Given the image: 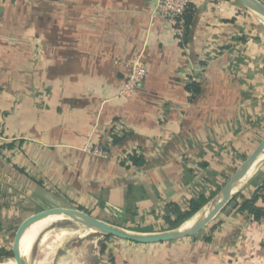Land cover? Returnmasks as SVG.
I'll return each instance as SVG.
<instances>
[{"label": "crops", "instance_id": "0c3cea01", "mask_svg": "<svg viewBox=\"0 0 264 264\" xmlns=\"http://www.w3.org/2000/svg\"><path fill=\"white\" fill-rule=\"evenodd\" d=\"M192 2L184 44L152 17L156 0H0V264H17L24 225L52 208L131 231L172 230L175 206L188 211L205 197L192 218L201 214L259 146L264 21L239 0ZM139 55L145 80L121 95L126 62ZM89 143L109 157L88 153ZM263 182L264 154L235 194L250 197ZM86 246L68 244L63 264H264V218L226 206L194 236L118 239L92 262ZM48 256L36 264H55Z\"/></svg>", "mask_w": 264, "mask_h": 264}, {"label": "water", "instance_id": "95a60500", "mask_svg": "<svg viewBox=\"0 0 264 264\" xmlns=\"http://www.w3.org/2000/svg\"><path fill=\"white\" fill-rule=\"evenodd\" d=\"M249 9L255 11L264 17V4L260 0H239ZM264 154V139L261 141L255 151L244 161L238 168L233 177L220 191V193L213 199L208 207V212L201 215L197 221L187 229L181 227L156 233H141L134 232L113 225L101 219H98L91 214L76 208H52L32 217L23 227V232H26L31 226L37 222L48 218L50 216H65L82 221L88 227L93 228L105 235H111L123 240H128L140 244H154L162 243L171 240L181 239L185 237L194 236L204 230L216 217V215L229 203L235 195V188L244 181L254 165L258 162L260 157ZM17 264H29L30 258L22 255L21 251L16 252Z\"/></svg>", "mask_w": 264, "mask_h": 264}, {"label": "rangeland", "instance_id": "374dc122", "mask_svg": "<svg viewBox=\"0 0 264 264\" xmlns=\"http://www.w3.org/2000/svg\"><path fill=\"white\" fill-rule=\"evenodd\" d=\"M260 17L264 21V17L261 15ZM203 212H201V214ZM196 217H193L191 220L187 221L183 226L188 224V222H191ZM79 239L81 241L86 242V247L88 251V253L86 254V258L90 260V262H92L93 260L98 261V256L96 258L95 251H103L102 246L104 244L108 245L111 243V241H116L120 238L115 236L106 237L105 234L88 227L85 223L80 220L62 217L51 222L40 233V235L35 241V245L32 248L30 264H36L37 261L43 259L46 254L49 255V260L54 261L55 264H63L65 260L71 257V253L70 251H68V244L78 241ZM102 257H104V260L108 258V256H105V254ZM109 263L110 260L107 264Z\"/></svg>", "mask_w": 264, "mask_h": 264}, {"label": "trees", "instance_id": "16d2710c", "mask_svg": "<svg viewBox=\"0 0 264 264\" xmlns=\"http://www.w3.org/2000/svg\"><path fill=\"white\" fill-rule=\"evenodd\" d=\"M196 14V8L193 2L189 5L183 16V26L184 34L182 36V43H187L189 39V32L191 26L194 22ZM187 89L196 94L200 91V85L196 82L191 83L187 86ZM130 161L136 166H141L144 160L136 152L132 153L130 156ZM208 202V199L201 197L197 201H192L190 210L182 211L179 207L175 206L173 208V214L176 215V219L172 220L170 216L167 217V222L171 229L179 228L186 220L192 218L196 213H198L204 204ZM226 206H232L235 212L247 213L255 221H261L264 218V182L257 187L254 194L250 197L235 194ZM225 206V207H226ZM224 207V208H225ZM106 237H112L111 235H105ZM107 245L102 246V250L105 251Z\"/></svg>", "mask_w": 264, "mask_h": 264}, {"label": "built area", "instance_id": "2783aa9c", "mask_svg": "<svg viewBox=\"0 0 264 264\" xmlns=\"http://www.w3.org/2000/svg\"><path fill=\"white\" fill-rule=\"evenodd\" d=\"M192 0H156L152 17L160 15L172 23L180 36L184 34L183 16ZM129 68L128 77L120 91L121 95H132L142 85L147 75V66L141 55L133 60L126 62ZM85 150L93 156L109 157V151L99 144L89 143L85 146Z\"/></svg>", "mask_w": 264, "mask_h": 264}, {"label": "bare ground", "instance_id": "6f19581e", "mask_svg": "<svg viewBox=\"0 0 264 264\" xmlns=\"http://www.w3.org/2000/svg\"><path fill=\"white\" fill-rule=\"evenodd\" d=\"M262 157V156H261ZM260 157V158H261ZM256 165V164H255ZM254 165V167H255ZM254 167L252 168V170L254 169ZM251 170V171H252ZM250 171V173H251ZM249 173V174H250ZM248 174V175H249ZM208 212V208L200 215H198L195 219H193L191 222H188V224H186L185 226H183L182 228L183 229H187V228H190L196 221L197 219L201 216V215H204ZM62 217H65V216H50L48 218H45L39 222H37L36 224H34L29 232H28V235L26 237V242H25V246H24V249H23V253L22 255L30 258V255H31V251H32V245L33 243L36 241V239L38 238V236L40 235V233L45 229V227H47L51 222L55 221L56 219H59V218H62ZM61 235V234H60ZM52 248V247H51ZM50 248V249H51Z\"/></svg>", "mask_w": 264, "mask_h": 264}]
</instances>
